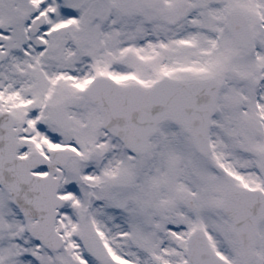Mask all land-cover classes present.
Listing matches in <instances>:
<instances>
[{
  "label": "snow or ice",
  "instance_id": "obj_1",
  "mask_svg": "<svg viewBox=\"0 0 264 264\" xmlns=\"http://www.w3.org/2000/svg\"><path fill=\"white\" fill-rule=\"evenodd\" d=\"M0 264H264V0H0Z\"/></svg>",
  "mask_w": 264,
  "mask_h": 264
}]
</instances>
